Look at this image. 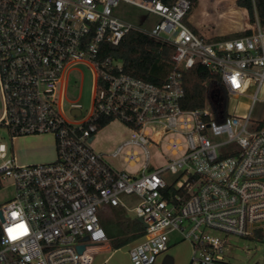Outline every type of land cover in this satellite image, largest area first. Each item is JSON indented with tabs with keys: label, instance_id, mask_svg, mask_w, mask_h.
Returning <instances> with one entry per match:
<instances>
[{
	"label": "built area",
	"instance_id": "obj_1",
	"mask_svg": "<svg viewBox=\"0 0 264 264\" xmlns=\"http://www.w3.org/2000/svg\"><path fill=\"white\" fill-rule=\"evenodd\" d=\"M190 8L189 0H0V130L10 140L51 134L57 153L19 166L14 156L5 161L0 135V188L10 180L15 190L0 208V264H93L107 250L104 206L143 222L132 264H155L174 233L192 246L189 264H234L230 235L264 242V25L256 15L247 35L207 40L185 23ZM132 31L173 49L162 85L101 59L103 44L118 46ZM196 65L219 75L226 107L219 99L183 107L184 76ZM80 67L94 81L85 113L66 99ZM246 95L247 113H232ZM114 121L130 136L111 156H124L133 174L91 147ZM163 147L156 166L150 149ZM20 223L27 233L10 239L6 229Z\"/></svg>",
	"mask_w": 264,
	"mask_h": 264
},
{
	"label": "rangeland",
	"instance_id": "obj_2",
	"mask_svg": "<svg viewBox=\"0 0 264 264\" xmlns=\"http://www.w3.org/2000/svg\"><path fill=\"white\" fill-rule=\"evenodd\" d=\"M214 0H197V5L192 13L187 16L185 23L197 35L207 40L230 39L236 34H241L245 29V21L241 13H223L225 8H231V2L226 1L219 5L216 10L212 7ZM130 12L137 16L146 14L138 10L129 8ZM80 72L69 74L66 99L68 101L78 100L83 106V112H89L92 104V73L85 67H80ZM250 104L249 96L240 97L234 104L232 113H247L246 106ZM3 103L0 93V116L2 114ZM255 119L260 115L255 113ZM0 135L5 137L3 143L8 151L6 160L12 156L19 166L47 164L56 160V145L51 134L31 135L18 137L10 140L4 130H0ZM130 136L129 130L119 121L104 126L96 135L91 147L97 153L107 155L108 163L118 169L133 174L138 169L131 167L124 161V156L112 157L122 142ZM168 137L166 138V140ZM151 160L156 166L163 164L161 154L166 155V149L160 150L151 148ZM14 187L10 180H6L0 188V208L14 197ZM127 202L134 201V197H125ZM101 226L105 230L108 240L103 247L110 245V236L117 235L119 225L115 220L114 210L104 206L98 213ZM127 218L133 219V215L125 213ZM228 256L234 264H264V242L251 238H242L230 235L227 237ZM170 249L161 255L155 264H189L192 258V246L189 242L181 241L178 233L170 236ZM131 244L114 250H99L95 252L93 264H132L129 257ZM108 259V260H107ZM168 259V260H165ZM106 260V262H105Z\"/></svg>",
	"mask_w": 264,
	"mask_h": 264
},
{
	"label": "trees",
	"instance_id": "obj_3",
	"mask_svg": "<svg viewBox=\"0 0 264 264\" xmlns=\"http://www.w3.org/2000/svg\"><path fill=\"white\" fill-rule=\"evenodd\" d=\"M189 1L191 8L188 16L197 5V0ZM235 3L247 12L250 22H254L257 15L261 24L264 25V0H235ZM247 34V31L242 32L232 36V38ZM172 54L173 49L171 47L154 41L144 34L132 31L118 46L103 44L100 57L102 60L107 58L118 59L123 62V73L160 86L172 69ZM184 89L185 97L182 105L186 109L203 108L206 102L216 99L223 100L224 107L227 105L219 75L202 65L194 66L185 74ZM114 215L119 225V232L117 235L110 236L112 249H120L137 241L143 235L144 227L138 220L127 218L125 212L120 209H114Z\"/></svg>",
	"mask_w": 264,
	"mask_h": 264
},
{
	"label": "crops",
	"instance_id": "obj_4",
	"mask_svg": "<svg viewBox=\"0 0 264 264\" xmlns=\"http://www.w3.org/2000/svg\"><path fill=\"white\" fill-rule=\"evenodd\" d=\"M226 1L231 2L232 5H231V8H225L223 13H231V12L241 13V15H242V17H243V19L245 21V28H246L247 24L249 22V18H248L247 12L244 9L239 8L236 5L235 0H214L211 5H212L213 8L215 7L214 10H216L219 5H223V3H225ZM233 9H235V10H233ZM107 250H111V246L110 245L107 246ZM165 260H168V259H165Z\"/></svg>",
	"mask_w": 264,
	"mask_h": 264
},
{
	"label": "snow or ice",
	"instance_id": "obj_5",
	"mask_svg": "<svg viewBox=\"0 0 264 264\" xmlns=\"http://www.w3.org/2000/svg\"><path fill=\"white\" fill-rule=\"evenodd\" d=\"M233 84L239 87V84L235 78H233ZM17 215L18 214L15 212L12 213L13 218H16ZM6 231L9 235V238L15 240L18 238L19 235H25L27 233V228L23 223H20L14 227L7 228Z\"/></svg>",
	"mask_w": 264,
	"mask_h": 264
},
{
	"label": "water",
	"instance_id": "obj_6",
	"mask_svg": "<svg viewBox=\"0 0 264 264\" xmlns=\"http://www.w3.org/2000/svg\"><path fill=\"white\" fill-rule=\"evenodd\" d=\"M76 113L79 114L78 112H76ZM138 222H139L140 224L143 225L142 220L139 219ZM83 249H84L83 246H80V247L78 248L79 252H81Z\"/></svg>",
	"mask_w": 264,
	"mask_h": 264
}]
</instances>
